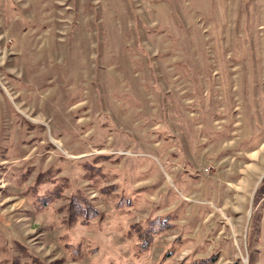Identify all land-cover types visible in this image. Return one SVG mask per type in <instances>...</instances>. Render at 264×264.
<instances>
[{
  "label": "rangeland",
  "instance_id": "obj_1",
  "mask_svg": "<svg viewBox=\"0 0 264 264\" xmlns=\"http://www.w3.org/2000/svg\"><path fill=\"white\" fill-rule=\"evenodd\" d=\"M263 176L264 0H0V264H264Z\"/></svg>",
  "mask_w": 264,
  "mask_h": 264
},
{
  "label": "trees",
  "instance_id": "obj_2",
  "mask_svg": "<svg viewBox=\"0 0 264 264\" xmlns=\"http://www.w3.org/2000/svg\"><path fill=\"white\" fill-rule=\"evenodd\" d=\"M43 175H45V173H36V175H35V178H34V180H33V182H32V185L30 186L31 187V189L32 190H34V186H40V187H42L43 185H46V186H44V188H46L45 190H48L49 189V187H51L52 185H50L49 187L47 186V183L49 182L48 180H46L44 177H43ZM42 177V181L41 182H39L40 181V178ZM264 177V176H263ZM263 182H264V180H262ZM37 182H39V183H37ZM52 188V187H51ZM35 191V190H34ZM49 191H51V190H48L47 192H46V194H49V195H51L52 194V192H49ZM42 193L41 192H34V193H32V196L30 197L31 198V200H32V202L31 203H34V204H37L38 203V201H43L44 200V196H46V195H41ZM257 201V200H256ZM42 203V202H41Z\"/></svg>",
  "mask_w": 264,
  "mask_h": 264
},
{
  "label": "built area",
  "instance_id": "obj_3",
  "mask_svg": "<svg viewBox=\"0 0 264 264\" xmlns=\"http://www.w3.org/2000/svg\"><path fill=\"white\" fill-rule=\"evenodd\" d=\"M208 170H209V169H205V168H204V171H203V173H207V172H208Z\"/></svg>",
  "mask_w": 264,
  "mask_h": 264
}]
</instances>
